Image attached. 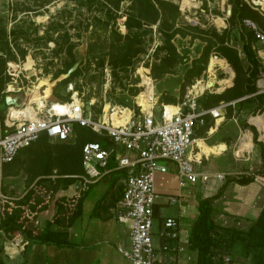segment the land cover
Segmentation results:
<instances>
[{"label": "crops", "instance_id": "obj_1", "mask_svg": "<svg viewBox=\"0 0 264 264\" xmlns=\"http://www.w3.org/2000/svg\"><path fill=\"white\" fill-rule=\"evenodd\" d=\"M252 48L259 62L264 64V49L256 44H252ZM237 53L242 67L247 68L243 52L237 49ZM0 55L4 58V65L0 64V110L4 117L7 107L4 88L8 82L4 76L7 60L5 53L0 52ZM223 60L228 64L225 58ZM214 68L222 67L214 63ZM232 78L229 83H220L222 78L218 80L220 87L212 93H221L229 88ZM255 94L252 92L227 101L209 102L207 107L215 108L217 116L206 115L204 124L193 129L194 143L187 155L193 159L197 170L221 173L222 180L211 179L202 183L198 179L193 184L180 181L175 164L170 161L163 162L165 172L154 173L157 196L153 205V244L159 246L162 242L156 235V230L163 219L169 216L178 221L180 241L177 244V240L172 239L168 241V245L182 247L180 251L170 249L165 252L156 248L159 264H175L176 260L182 264H196L197 253L188 246V234L197 214V202L200 198L213 195L224 182V176L253 175V179L245 184L238 183L236 178L223 183L221 192L211 200L210 217L214 224L222 228L246 231L264 206V103L255 108ZM203 100L205 97L202 95V105ZM222 102L231 103L219 107ZM251 127L256 130V141L253 140ZM37 140L19 150L18 168L13 166L12 161L1 165L2 197L20 198L33 185L35 180L27 184L29 178L23 166L27 164L25 160H31L40 148ZM259 166L263 170L256 173ZM124 175V171L107 166L102 176L91 182L85 191L78 192L77 179L65 188L53 191L51 196V192L44 194L43 189L37 187L34 198L44 201L41 208L34 210V217L29 223L31 233H41L46 222H51L49 229L65 231L69 244L56 245L34 237H25L18 231L8 232L3 228L0 229V264H130L116 249L118 245H128L127 224L117 221L115 216V204L122 193ZM42 184L50 186L48 181ZM57 197L68 198V214L73 212V219L65 227L52 222L57 209ZM170 198L175 201L172 202ZM28 211L27 209V213ZM227 256L229 261L224 264H247L249 260L245 246L240 241L232 242Z\"/></svg>", "mask_w": 264, "mask_h": 264}, {"label": "built area", "instance_id": "obj_2", "mask_svg": "<svg viewBox=\"0 0 264 264\" xmlns=\"http://www.w3.org/2000/svg\"><path fill=\"white\" fill-rule=\"evenodd\" d=\"M245 1L264 15L260 0ZM240 22L252 31L255 42L264 45V30L261 27L248 18ZM16 78L8 80L5 92L10 97L21 95L23 99L19 104H8L5 109L3 132L0 134V168L2 164L13 161L21 148L41 135H45L51 143H72L76 138L74 125L85 127L101 141H106V145L98 140L82 144L80 162L83 173L77 178L78 192L87 190L91 182L100 178L110 162L114 170L125 173L122 193L115 204V216L117 221L127 224L128 245H118L117 251L130 264H159L156 248L161 252L182 250L180 245H168L169 240L176 239L177 244L180 241L178 221L174 217L163 219L156 230L162 242L159 246L153 244V205L157 196L153 178L155 172H165L163 162L170 161L175 164L180 181L193 184L198 179L202 183L211 179L222 180L221 173L197 170L195 162L187 155L194 143V127L203 125L206 115L217 116L215 108L203 106L200 102L206 84L191 82L174 103L160 101L157 104L153 90L150 96H145L147 104L143 107L140 101V93L146 89L143 83V91L133 97L131 104L119 105L118 109H102L96 114L90 109L91 103L83 102L77 92L69 95L66 101L47 102L41 95L34 114L24 116L21 110L27 107L26 97L35 89L38 93L41 91ZM254 83L255 93H264L263 72L258 73ZM230 103L222 102L219 107ZM11 109L17 111L15 116H12ZM170 200L175 201L174 198ZM4 201L5 198L0 195V212ZM222 260L225 263L229 261L227 254ZM175 264L182 263L176 260Z\"/></svg>", "mask_w": 264, "mask_h": 264}, {"label": "trees", "instance_id": "obj_3", "mask_svg": "<svg viewBox=\"0 0 264 264\" xmlns=\"http://www.w3.org/2000/svg\"><path fill=\"white\" fill-rule=\"evenodd\" d=\"M77 5H87L92 0H73ZM125 0H102V6L105 7V13L111 16L118 10L119 3ZM130 2L128 9L129 13L124 15L123 25L127 29V34L119 36L117 32L112 31L110 34V43L108 45V61L112 65H127L131 56L137 53L138 47H135V41L138 38L139 31L143 25L155 24L156 30L160 34L161 44L158 50L161 55L155 58V61L150 65V75L153 79H160L166 73H174L178 64L183 62V56L177 51L172 43L175 35L180 37L189 36L190 40L199 38L204 41L200 53L197 57L191 60V65L186 70L183 82L180 85L181 94L183 88L190 80V77L201 74V69L208 64L210 53L218 55L217 59L225 58L231 65L234 75L232 85L221 93H206L203 96V106L209 102H217L219 100H230L244 94H249L256 91L255 78L260 71L264 73V64H261L255 55L252 44L255 42L252 31L244 26L240 21L243 18H248L254 21L259 27L264 30V15L257 9L249 5L245 0H228L230 4L229 15L227 22L229 27L219 31H213L210 37L203 38L201 34L203 29L191 26L188 23L180 25L179 10L175 3L170 0H128ZM180 9V8H179ZM238 22L240 30V38L242 40L241 49L244 58L248 63L247 68H243L238 57L237 49L228 43L229 29ZM33 24V23H30ZM6 20L0 18V52L5 53L6 60L9 54L11 61L23 59L26 50L18 48L16 54L11 52L9 42L6 36L15 35L14 30L5 28ZM38 25L34 24V29ZM103 30L106 31V23ZM144 30V29H142ZM70 48V46H68ZM223 57V58H221ZM71 58L70 62L65 65V68L59 73H65L69 67L75 62ZM208 58V60H207ZM214 58V57H213ZM216 58V57H215ZM0 64L4 65V58L0 55ZM207 64L205 72L207 71ZM203 68V69H204ZM77 72L75 68L69 75L59 83H65L69 78ZM57 74L55 75V77ZM191 83V82H190ZM151 81L146 80V93L151 92ZM144 95V94H141ZM163 102L174 103L177 101L174 97L161 93ZM58 100L66 101L68 94L61 96L56 94ZM179 96V97H180ZM257 106L259 108L264 103V93H256ZM146 102L143 99V103ZM264 108V106H263ZM3 130V113L0 110V134ZM76 138L72 143H54L49 144L47 137L41 135L38 138L40 148L37 149L35 156L31 160H25L24 171L28 175L27 184L33 182L26 193L20 198H5L2 203L0 212V229H6L8 232H21L25 237H34L41 241L53 243L56 245L69 244L66 240L65 231L49 229L51 222H46V226L41 233L32 234L29 229L30 222L34 217V210L42 207L43 199H35L34 193L37 187L43 189L45 194L48 190L56 191L58 188H65L68 184L76 180L82 173L80 162V150L85 141L98 140L101 138L95 133L89 131L85 127L74 125ZM253 132V140L256 141V130L251 127ZM106 145V141H101ZM21 152V151H20ZM18 152V156L19 153ZM263 152V150H262ZM15 160V159H14ZM14 167L18 168L19 163H14ZM20 161V160H19ZM15 164V165H14ZM110 162L108 167H111ZM262 171H256L261 173ZM54 175L51 179L50 177ZM240 184L248 183L253 179V175L240 174L237 177L234 175L224 176L226 180L234 179ZM48 181L49 187L43 188L41 184ZM223 182V183H224ZM223 183L217 188L216 192L208 197L200 198L197 202V214L190 227L188 234V246L197 253L196 264H224L222 255L228 254L229 248L234 241H240L244 244L249 260L247 264H264V206L260 209L256 220L246 231H237L234 229L222 228L214 224L210 217L211 200L216 197L222 190ZM57 209L52 219V222L60 226H67L73 219V212L68 214V198L59 197L56 200ZM27 209L29 210L27 213Z\"/></svg>", "mask_w": 264, "mask_h": 264}, {"label": "rangeland", "instance_id": "obj_4", "mask_svg": "<svg viewBox=\"0 0 264 264\" xmlns=\"http://www.w3.org/2000/svg\"><path fill=\"white\" fill-rule=\"evenodd\" d=\"M170 1L178 7V24L188 23L203 29V38L210 37L214 30L219 31L230 26L226 20L230 11L228 0ZM129 4L128 0L120 2L118 10L108 16L102 0H92L87 5H77L73 0H0V18L6 20V30L12 29L15 32V35L6 36L11 52L16 54L18 48L26 50L23 59L16 58L11 61L9 54L7 55V67L4 70L6 80L17 77L23 83L37 87L42 94L46 84L50 82L49 94L45 97L47 102L58 100L56 94L69 96L77 92L83 102L91 103L90 109L95 114L105 108L118 109L119 105L131 104L133 97L143 91V83L146 84L147 79L152 81L151 91L153 88L157 104L163 102L161 93L178 99L184 74L191 65V60L199 55L204 41L175 35L172 43L183 56V62L176 66L174 73L165 74L155 80L150 75V65L162 54L158 50L161 37L156 30L157 23L143 25L144 30L138 32L135 41L137 53L130 57L127 65H112L108 61L110 34L112 31L121 37L127 34L123 22L124 15L130 12ZM104 23L106 31L103 30ZM34 24L38 25L36 30ZM228 31V43L242 53L238 22ZM253 44L264 49V45L260 43ZM211 55L215 54L210 53L208 58ZM216 56H213L214 59L219 60L217 58L220 56ZM72 57L77 64V72L67 82L57 84L69 75L67 71L59 72ZM227 66L232 71L229 63ZM203 68L201 74L190 77L183 91L193 81L197 85L201 81L207 85L204 94L212 93L220 87L217 81L226 76L227 70L222 67L224 72L222 68H214L208 73ZM143 97L141 95V99ZM38 103L39 99H35L29 105L38 107ZM14 161L19 163L18 155ZM262 170L259 166L257 171ZM42 186L47 187L44 184ZM52 193L53 191L49 196Z\"/></svg>", "mask_w": 264, "mask_h": 264}, {"label": "bare ground", "instance_id": "obj_5", "mask_svg": "<svg viewBox=\"0 0 264 264\" xmlns=\"http://www.w3.org/2000/svg\"><path fill=\"white\" fill-rule=\"evenodd\" d=\"M260 3L262 4V6L264 7V0H260ZM214 63H217V64H219L221 67H223L224 69H226L227 70V72H226V76L224 77V78H222L221 80H220V83H227L228 81H230V79L232 78V75H233V73H232V71L231 70H229L228 69V66H227V63L225 62V60H216V59H209L208 60V64H207V71L206 72H208V73H210L211 71H212V66H213V64ZM231 69V68H230ZM213 75V74H212ZM213 80V79H212ZM211 80V81H212ZM46 82V81H45ZM219 82V81H218ZM50 83V82H49ZM49 83H47L46 84V87H45V89H44V95L43 94H41V93H38L37 92V90L35 89V91L32 93V94H30V95H28L27 97H26V108H24V109H22L20 112L21 113H23V115L24 116H32V114H34V109L36 108V106H30L29 104H30V102L31 101H33V100H35V99H40V97H41V95H42V97H46L48 94H49V90H50V84ZM45 84V83H44ZM145 84V83H144ZM43 85V84H42ZM40 86V85H39ZM207 86V85H206ZM35 88H37V87H35ZM151 93H153V88H152V91L150 92V95H151ZM141 94V93H140ZM142 94H144L143 96V98H144V100L146 101V104H147V100H146V98H145V96L147 95V93H146V89H145V91H143L142 92ZM149 95V94H148ZM149 95V96H150ZM140 101H141V103H142V105H143V107H145V105L146 104H143V99H141V95H140ZM117 108H119V107H117ZM104 110H106V108L104 109ZM11 111V113H12V116H15V113H17V111L16 110H10Z\"/></svg>", "mask_w": 264, "mask_h": 264}, {"label": "water", "instance_id": "obj_6", "mask_svg": "<svg viewBox=\"0 0 264 264\" xmlns=\"http://www.w3.org/2000/svg\"><path fill=\"white\" fill-rule=\"evenodd\" d=\"M76 63H74L68 70H67V73L69 74L70 72H72L75 67H76ZM23 97L21 95H14V96H9L7 95L5 97V104L8 105L10 103H14V104H19V101L22 100Z\"/></svg>", "mask_w": 264, "mask_h": 264}]
</instances>
